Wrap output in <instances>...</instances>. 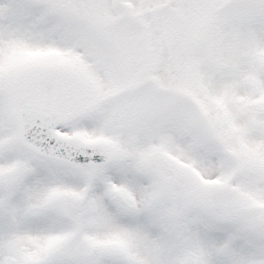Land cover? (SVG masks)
<instances>
[{
	"label": "snow or ice",
	"instance_id": "snow-or-ice-1",
	"mask_svg": "<svg viewBox=\"0 0 264 264\" xmlns=\"http://www.w3.org/2000/svg\"><path fill=\"white\" fill-rule=\"evenodd\" d=\"M0 264H264V0H0Z\"/></svg>",
	"mask_w": 264,
	"mask_h": 264
}]
</instances>
